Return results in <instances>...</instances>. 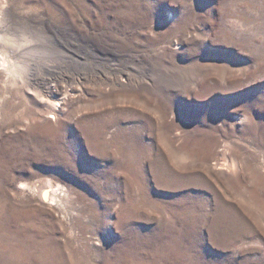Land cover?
<instances>
[{
  "label": "rangeland",
  "instance_id": "obj_1",
  "mask_svg": "<svg viewBox=\"0 0 264 264\" xmlns=\"http://www.w3.org/2000/svg\"><path fill=\"white\" fill-rule=\"evenodd\" d=\"M0 29V264H264V0H0Z\"/></svg>",
  "mask_w": 264,
  "mask_h": 264
},
{
  "label": "bare ground",
  "instance_id": "obj_2",
  "mask_svg": "<svg viewBox=\"0 0 264 264\" xmlns=\"http://www.w3.org/2000/svg\"><path fill=\"white\" fill-rule=\"evenodd\" d=\"M2 28V27H1ZM7 29V28H6ZM0 32H3L2 31V29H0ZM0 36H2L1 34H0ZM2 39V37H0V40ZM1 53V52H0ZM4 53V52H3ZM0 60H1V58H0ZM0 67H2V68H0V69H5V70H8L9 69V66H6V64H5V62L3 61V62H1L0 61ZM55 99H57V98H55ZM42 193H43V196L45 197V198H47V197H53V200H56V198L58 197V195H56L54 192H51V190L49 189V190H43L42 191ZM55 198V199H54Z\"/></svg>",
  "mask_w": 264,
  "mask_h": 264
}]
</instances>
